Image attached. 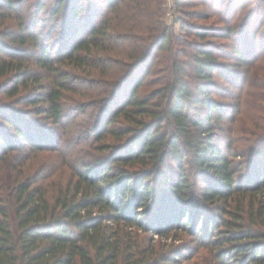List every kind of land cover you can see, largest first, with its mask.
<instances>
[{
    "label": "trees",
    "instance_id": "obj_1",
    "mask_svg": "<svg viewBox=\"0 0 264 264\" xmlns=\"http://www.w3.org/2000/svg\"><path fill=\"white\" fill-rule=\"evenodd\" d=\"M95 1L52 3L50 17L64 15L63 34L88 31L60 56L67 68L55 66L46 49L36 57L40 69L55 71L50 83H41L44 77L20 55L0 57V74L16 77L10 95L29 79L44 93L25 102L44 103L38 114L61 136L70 138L63 120L70 111L76 114L69 123H79L72 156L54 154L61 170L51 177L49 164L37 165L32 157L20 161L16 153L25 145L46 160L43 154L53 148L43 147L42 138L49 128L0 107L12 130L0 128V264H166L175 260L149 235L168 237L177 229L204 250L193 264H264V0H227L216 26L195 27L180 16L179 35L176 21L164 20L165 0ZM217 1L226 0H210V6ZM42 9L48 10L46 2L38 0L36 11ZM29 33L11 32L9 41L18 47L0 42V51L20 53L22 45H37ZM256 44L263 50L259 61L252 59ZM238 69L247 73V95L258 111L249 128L246 186L235 179L231 144L224 152L216 142L217 132L225 130L219 123L224 110L212 96L219 89L214 75H223L230 87ZM142 86L148 90L140 91ZM68 93L75 95L71 105L64 102ZM232 198L239 211H223L229 218L217 216L215 222L204 204Z\"/></svg>",
    "mask_w": 264,
    "mask_h": 264
},
{
    "label": "rangeland",
    "instance_id": "obj_2",
    "mask_svg": "<svg viewBox=\"0 0 264 264\" xmlns=\"http://www.w3.org/2000/svg\"><path fill=\"white\" fill-rule=\"evenodd\" d=\"M11 4H9V0H0V42L4 44L7 47L14 48L18 47L15 42L9 41V34L11 32H28L29 34L34 35L37 40V45H32V43H28L26 45L20 46V53H17V51L11 50L10 53L7 52H1L0 51V57H17L21 56L22 59L25 61L26 67L29 69H33L34 71L39 72L44 78L41 79V83H50L51 80L49 79L54 74V70H46L40 69L39 65L35 62L36 57L41 54L42 49H46V53L49 54V57H52L55 61V66L61 67V68H67L64 63L61 64V62H64L63 59H59L60 56L65 55L68 51L67 47L68 45H71L73 42H76L82 36L81 34L87 33L88 27H85L82 32L80 33H73L72 31L68 34H63V23H64V15L60 13L59 15L55 17H50V10L52 8V3L54 0H43L46 2L47 9L36 11L38 8V0H10ZM97 4L100 2L99 0L95 1ZM165 10H164V20L168 24H174L173 30L176 35L180 34V27L177 20L178 18L183 17L186 22H189L195 27L198 26H216V24L219 23V18H224V11L226 10L227 0L220 4V1H217L214 7L212 8L210 6V0H181L179 7H176L174 5V0H165ZM101 4H104L101 2ZM220 4V5H219ZM100 5V3L98 4ZM22 7V10L20 11V8ZM250 8V7H249ZM220 12L222 13H219ZM248 10V9H247ZM243 11L236 15L234 22L239 21L242 15L247 12ZM203 11L205 13L210 14L209 19H203L200 17H197L196 13L191 12H199ZM219 13V14H217ZM188 14V17H187ZM99 20V19H98ZM97 20V21H98ZM22 24V26H21ZM83 28V27H82ZM264 32V29L260 32L261 34ZM235 35H238L239 38L243 36L240 33H234ZM244 37V36H243ZM187 40H194L193 37H186ZM260 38V37H259ZM257 37V40H259ZM220 40V39H218ZM220 41H225L224 39ZM219 42V41H218ZM258 43V42H257ZM34 46V47H33ZM256 51L255 55L252 57V59H255L259 61L262 57L263 50L259 46V44H256ZM191 52L190 49H187ZM255 51V52H256ZM264 54V53H263ZM61 64V65H59ZM64 66V67H63ZM239 72H241L238 79L235 81L233 86L227 87L225 83V78L221 74H215L214 80L217 84V87L219 89H213L212 96L216 98L219 103L222 105L224 110V116L222 117L221 121L219 122L223 128L225 129L223 131H218L217 135L218 138L216 140L217 143L222 147L224 152H227L228 150V144L230 143V150L235 152L237 155L232 158L233 166L236 168V181L239 183L243 181L244 186L249 185L251 182L248 178V157L250 154H248L249 147L251 145V136H250V130L249 128H253L252 124L255 122L254 117L255 112H258L256 108H254L251 105V100L248 94V91L251 89L250 87L247 89V82L245 81L247 73L244 71V69H238ZM249 75V74H248ZM50 76V77H49ZM150 77L148 75L146 79ZM54 78V77H53ZM15 75L12 74V72H8L5 74H0V107L3 106H10L13 107L15 111H19L22 113H25L28 118L33 120L34 122L38 123V125L43 127H48L49 132L47 133L46 130H43L46 135H44L43 142L46 148V146L53 148L51 152H48L46 154H43L45 158L38 159L32 152L28 151V147H25V145L22 147V150L16 152L18 153V156H20V161H23V159L31 158L34 161H38L36 164L38 165L39 162H46V164H49V166H46L47 171H51L52 176L57 177L58 170H61V167H58V164L61 162V158L63 156H72L73 153V145L71 138H76L79 136L78 131V124L76 123L77 119L75 121H72L70 124L69 121L73 119V115H75V111H70V117L64 118V124L67 125V131L70 136V138H66L64 134L61 136V129L59 127L55 126L54 124L50 123L48 120H46V117L44 114H38V108L45 106L44 103L39 104H27L25 102L26 99L35 97L36 95L41 97V94L43 95L44 89L40 88L38 86L33 85V83L28 79L27 84L25 87L23 85L18 84V91L14 95H10L8 92L13 88L15 85ZM69 79V78H68ZM70 83V82H69ZM78 82H73V86L76 85ZM72 86V83H71ZM148 90V87L142 86L140 88V91ZM85 92V91H84ZM75 96L74 94L68 93V98L65 99V104L71 105L72 99L71 97ZM264 106V104H263ZM236 107V108H235ZM73 113V114H71ZM261 114V113H260ZM259 114V115H260ZM256 115V116H259ZM1 116V111H0ZM264 117V114L262 115ZM232 118H234L232 122ZM259 121V120H258ZM229 127L232 128V130H229ZM0 128H2L3 131L6 130L8 133H11L12 130L9 128L5 120L0 117ZM228 128V130H227ZM4 143L2 139H0V147H3ZM252 147V146H251ZM79 148V147H78ZM84 149V147H80L79 150ZM264 149V145H263ZM59 152V153H58ZM54 154H58L57 156H60L59 158L57 156H54ZM243 154V155H242ZM245 154V155H244ZM248 154V155H247ZM13 155V154H12ZM189 158L186 159V162H189ZM3 164V163H2ZM5 165V163H4ZM189 167L190 165L187 164ZM264 169V168H263ZM261 179L264 178V170L261 172ZM66 174L68 175L69 172L66 171ZM46 179H48L50 176H48V173L45 174ZM191 181H193L194 186L193 189L196 190V180L191 177ZM229 196H250V194L247 192L245 195H239L237 193H234ZM247 200V198L244 200ZM206 206V210L211 215L212 219L216 222L217 216H222L223 218H229V216L223 211H235L238 209V205L233 198L226 204L222 203V201H218L216 204H204ZM237 207V209H236ZM95 211V209H94ZM239 211V209H238ZM189 212L185 216V220L188 219ZM149 236H151L152 241L157 244L156 246L163 249H167V254L169 253V256H171V259L173 262H168L166 264H179V261H182L181 264H193L195 262V259L197 258V255L200 254L202 249H198V243L195 242L193 239L194 237L189 235L188 232L183 231L182 229H177V231L172 230L170 231L168 237L162 236L158 234L157 232L151 233ZM194 240V241H193ZM161 250V249H160ZM176 258V259H175Z\"/></svg>",
    "mask_w": 264,
    "mask_h": 264
}]
</instances>
